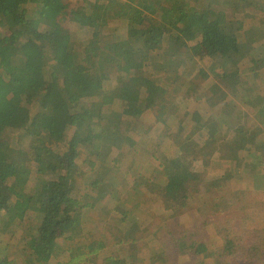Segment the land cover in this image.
Instances as JSON below:
<instances>
[{"label":"trees","instance_id":"trees-1","mask_svg":"<svg viewBox=\"0 0 264 264\" xmlns=\"http://www.w3.org/2000/svg\"><path fill=\"white\" fill-rule=\"evenodd\" d=\"M254 18L262 22V28L255 27L261 37L255 35L254 42L246 43V27ZM83 21L104 24L108 35L94 29L84 42L75 31ZM0 31V214L10 216L6 224L14 212L12 200L23 198L28 188L35 190L27 175L40 170L46 179L36 197L26 198L25 212L36 221L27 241L29 261L71 264L77 258V264H88L80 260L78 248L66 245L85 239L83 219L89 211L87 195L70 169L84 151L97 154L102 164L107 160L102 149L113 151L122 164L129 158L118 154L122 147L131 151L130 156L149 146L164 153L163 161L154 162L167 178L161 199L155 201L168 210L183 208L187 193L190 198L197 192L212 195L217 204L208 218L216 222L217 215L225 217L216 234L222 248L231 249L235 228L245 226L237 225V213L243 216L242 223L247 222V196L241 191L256 197L250 186L264 185V137L257 125H226L222 133L217 123L220 106L237 108L228 98L240 84L264 104V0H0ZM166 38L172 41L163 49ZM193 42L206 69L186 64V50ZM92 54L113 66L109 80L91 75L85 62ZM124 74L132 84L125 83ZM192 76L205 84L199 88L188 79ZM179 80L182 86L193 84L205 99L191 107H180L174 99L161 104L158 97L174 91ZM151 109L158 111L157 118ZM180 110L183 116L176 117ZM197 135L203 145L225 147V158H205L200 147L191 145ZM215 138L218 142L211 143ZM65 161L72 166L70 171L56 165ZM105 176L100 174L98 181ZM102 190L98 188L99 202L108 192ZM249 242L243 251L233 252L242 254L243 264H261L264 242L257 236ZM192 245L183 241L184 247ZM201 246L210 256L209 246L205 242ZM93 248L92 255L100 253L102 242L94 241ZM114 248L101 257V264H143L140 259L128 260L119 246ZM44 256L49 257L45 263L40 260ZM0 264L10 263L1 258Z\"/></svg>","mask_w":264,"mask_h":264},{"label":"rangeland","instance_id":"rangeland-1","mask_svg":"<svg viewBox=\"0 0 264 264\" xmlns=\"http://www.w3.org/2000/svg\"><path fill=\"white\" fill-rule=\"evenodd\" d=\"M71 4L73 5V2ZM99 24L91 25V23L83 21L75 27V31L78 32L76 36L87 42L95 34L93 32L94 29L101 31V34H107L106 32L108 31L104 30L106 26L102 23ZM256 26L262 28V22L254 18L249 26L250 28L246 27V43L254 42L256 40L255 35L261 37V30L256 32ZM0 35L2 37V31H0ZM170 41H172L170 38L165 39L163 49L167 48ZM84 46H87V43H84ZM195 46V42H193L187 48V59L189 60H186V64L194 65L195 69L203 67L206 69L207 64L201 59L203 55L196 53ZM171 61L172 59L167 60L164 64L171 63ZM85 65L91 67L90 73L93 77L109 80L111 74L114 73V68L111 64L106 61L99 62V59L94 54L88 56ZM209 74L212 75L213 72ZM124 78L128 80L125 82L126 84H132L133 80L125 74ZM188 79L193 80L199 88L205 84V81L198 76H192ZM184 85L182 86L181 80L177 81L174 87L171 88L174 91H167V93L159 96L158 98L162 99L159 102L163 104L164 101L169 102L170 99H174L175 103L178 101L177 105L180 107H191L198 100L202 101L205 99L200 91L195 86H192L193 84H190V87H187L185 83ZM186 87L187 89H185ZM251 90V93H253V87ZM233 93L228 100L234 103L230 106L237 108L231 111L228 106H220V116L223 112L229 116V119H226L225 129H221V122L217 123L219 130L222 133L226 132L228 129L226 125H239L241 128H246L247 126L248 128L251 126L255 127L257 125L263 131L264 104L260 103L255 97L249 96V92L241 84ZM199 94L198 99L197 96ZM182 110L179 113L177 112L176 117L183 116L184 111ZM149 111L152 117H158L157 110L151 109ZM108 119L110 123L117 124L110 117ZM218 139H213L211 143H217ZM190 142H192V146L200 147L199 152L205 153V158L213 160H223L225 158V154L222 151L223 147L215 148V144L207 145V143L203 145V140L199 135L193 136ZM192 146L189 145V147ZM181 148L186 150L188 146L186 149ZM95 150L98 151V149ZM119 150L118 154L121 155L120 157H129L122 164H118L117 160L114 159L116 157L113 151H103L102 149L99 152H102L103 155L107 154V160L102 164L97 161V154L93 155L92 152L84 151L75 158L72 164L73 168L70 169L74 172V177L78 179L80 188L85 191L89 207V211L86 213L85 219H83L87 223L86 231L83 234L85 239L80 241V238H75L74 242L69 241L66 243L70 249H79L80 260L83 259L88 264H101V257L105 256L115 246H119V250L124 251L128 260L135 261L140 259L143 264H243L241 261L242 254H236L233 250L243 251L245 245L250 243V239L254 236L259 237L264 242V205L261 204L264 203V185L253 184L250 186L253 192H257L256 197L249 195L247 193L249 192L248 190L247 192L241 191L244 198L247 196L245 200L248 206L244 208L247 222L242 223L241 219L243 216L237 213L236 220H239L237 225L241 226L243 224L245 226L241 229L235 228L237 231L236 239L234 244L230 246L231 249L227 250L222 248L224 244H222L216 234L217 229H220L221 225H223L220 219H225V217L217 215L216 218L218 220L216 222L208 218V214L216 208L217 204L212 195H207L208 192H197L198 194L190 198L187 193L184 195L186 204L180 209L181 211L176 208L170 211L165 205L161 204V201H155L161 199L167 178L165 177L164 169L156 167L154 162L163 161L165 158L164 153L155 150L152 146L138 153L133 151L132 156H130L131 151H127L125 147L119 148ZM56 165L60 170L65 171H70L68 169L72 167L66 161L63 164L58 162ZM19 167L22 171H27L28 169L24 162H19ZM105 169H107V175L103 182H99L98 176L104 173ZM198 171L202 172V169L199 167ZM35 172V176L32 174L27 175V179L36 185L34 192H29L28 188L24 192L23 198L19 197L12 200L14 212L8 224L6 222L10 216L7 213L0 214V259L6 258L10 264L41 263L39 261H29V250L27 249L29 244L27 241L32 234L36 221L28 212H25L27 209L26 198H30L31 195L36 197L39 193L40 185L46 180L42 171L36 170ZM57 178L62 177L57 176ZM109 182L117 183V185H113L112 189L108 190L112 201L109 203V198L106 196L104 201L102 199L99 202L96 200L99 194L96 186L108 185ZM100 189H103L100 191L101 193L107 190L105 187H100ZM231 191L235 190L231 188ZM244 205L245 202L240 200V206L243 207ZM106 207L113 208L112 214L107 213ZM250 211L251 213L248 215ZM36 219L39 220L38 216ZM254 220L255 224H249ZM201 225H203V228L198 227ZM200 237L206 240H199ZM98 240L102 242L103 250L98 254L92 255L91 253L94 250L93 243ZM185 240L193 242L192 248L183 246V241ZM202 242L209 246L210 256L206 257L203 253ZM114 250L116 249L114 248ZM195 251L199 254L198 258L194 254ZM52 257L54 256L52 255ZM48 258L44 256L40 260L45 263ZM72 260L74 259L71 258L70 261ZM75 260L78 261L77 258ZM75 260L71 264H77L78 262ZM253 260L257 261V257ZM260 262L264 264V258ZM48 264H52V261H49ZM246 264L253 263L247 262Z\"/></svg>","mask_w":264,"mask_h":264},{"label":"crops","instance_id":"crops-1","mask_svg":"<svg viewBox=\"0 0 264 264\" xmlns=\"http://www.w3.org/2000/svg\"><path fill=\"white\" fill-rule=\"evenodd\" d=\"M241 118H242V115H241ZM226 119H229V116H227V115H225V114H223V115H221L220 116V121H221V129H225V127H224V124H225V122H226ZM263 137H264V130H263ZM222 151L223 152H225V147H223V149H222ZM105 171V170H104ZM200 173H206V171L203 169V171L202 172H200ZM102 174H106L107 175V173H102ZM113 183V185H117V183H114V182H112ZM94 184V183H93ZM113 185L109 182L108 183V185H103V186H96V188L98 189V188H100V187H105L106 189H107V191L111 188L112 189V187H113ZM113 191H114V189H113ZM104 195H106V196H108V198H109V203L112 201V198H111V196L108 194V192H104ZM108 203V204H109ZM108 209H109V214H112V212H113V208H110V207H108Z\"/></svg>","mask_w":264,"mask_h":264}]
</instances>
